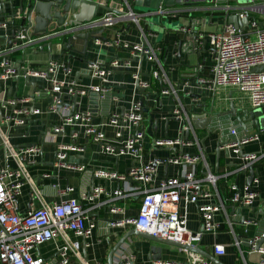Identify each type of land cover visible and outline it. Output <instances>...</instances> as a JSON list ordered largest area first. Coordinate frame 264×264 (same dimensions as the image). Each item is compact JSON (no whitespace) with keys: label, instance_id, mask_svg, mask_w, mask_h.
Segmentation results:
<instances>
[{"label":"crops","instance_id":"crops-1","mask_svg":"<svg viewBox=\"0 0 264 264\" xmlns=\"http://www.w3.org/2000/svg\"><path fill=\"white\" fill-rule=\"evenodd\" d=\"M227 2L238 3L228 0H204L200 3L187 1L193 18L192 20H181L184 25H182L180 33L171 32L168 34L167 31L156 33L144 30L150 43L159 47V60L168 71L171 84L179 90L178 94L187 109L192 115H207L208 122L197 128V133L202 141L210 171L222 179L223 185L228 186V188L226 187L228 190L226 189L224 192L225 195L230 193L229 186L235 193L237 189L235 190L234 187L243 190L249 182L248 167L243 166L242 159L236 156L232 149L223 147L235 138L230 135V130L236 129L239 137L244 136L241 129L234 125L231 117L224 113L229 110L232 99L237 107L243 108L246 106L244 107L242 103H244L243 101L247 103V100L242 94L234 96L225 89H214L212 86L202 84L201 81L209 82L214 77V59L207 31L216 29L225 20L220 14L213 13L208 8L216 3L225 4ZM4 3L6 4V13L0 8V22L3 20L10 22V17H4L12 12L13 7L19 8L20 0H5ZM120 5L125 6V3L110 0L111 8H118ZM133 10L141 17L140 26L143 28L145 19L142 18V13L136 9ZM107 11L101 9L100 15ZM140 26L129 19L121 20L99 33L98 36L107 38L106 41L101 39V44L96 43V38H91L86 51L82 39L74 38L72 50H68L63 45L65 43L63 38H51L52 42H49L50 39L35 42L25 49L16 50L11 56L17 65L33 66L41 70L46 69L50 61L63 60L68 63L70 72L65 74L61 71L59 78L68 82L75 81L81 87L100 85V81L93 78L88 71V66L92 62L108 64L119 58L129 59L133 63V68L117 69L112 74L110 91L101 93L89 91L77 96L66 93L64 103L74 112H89L92 115V121L100 123L107 121L112 113H121L129 109L131 101L142 100L146 119L142 124L145 136L140 142V156L134 154L115 156L107 153L103 150L101 143L94 142L80 127L66 126L64 135L55 134L53 128L59 122V117L56 114L33 117L25 127L14 130L11 137L12 143L18 147L34 143L42 145V152L35 157L36 162L28 167L31 181L23 184L18 196L21 214H27L30 210L38 208L42 202L51 204L72 198H82L96 187H103L111 194H102L97 198L91 204L94 208L88 203H84L85 208H92L90 216L96 221V228L90 238L84 240L71 232L68 233L70 240L80 243L79 251L82 259L89 264H111L109 254L112 248L133 229L131 226L114 227L111 223L124 217L136 216L140 202V198L132 197L108 202L115 191L124 189L128 184L116 178L101 177L98 173L127 174L134 165L148 163L155 158L165 159L181 154L191 155L197 151L194 146H184L183 148L153 146L154 140L177 138L182 124L172 114L177 101L176 96L174 94L162 95L161 89L166 83L154 80L152 77L155 63L148 60L147 57L143 58L140 55L135 57L134 55L131 45L142 43L144 39ZM154 26L153 28L157 27ZM11 30V24L0 26L2 44L5 43L6 35ZM30 33L33 34V26L30 28ZM184 38L186 41L182 42ZM124 44L130 46L126 47ZM199 52H201L200 55ZM134 71H140L142 80L152 82V90H146L144 93L135 88ZM48 84V80L41 77L10 78L0 83V100L32 96L35 98L33 105L45 109L50 103L49 94L43 92ZM216 95L220 96L218 104L214 103ZM102 130L113 142L120 140L118 128L107 125ZM254 132L255 130L251 129L249 134ZM43 133L44 135H42ZM73 134L76 136L72 137ZM123 137L127 139L128 133L125 132ZM56 141L69 145H82L85 150L83 152L69 151L66 165L58 166L55 164ZM261 151H264V134L261 135L260 140L252 141L242 149L244 155ZM9 163L12 167L16 166L12 159ZM255 165H258L255 170V178L259 179V183L253 186L257 196L251 206H243L224 197L217 187L218 195L224 204L215 216L220 227L215 233L204 234L198 246L203 250L209 248L222 264H260L261 253L256 251L249 253L250 247L244 245L249 244L248 241L237 238L239 234H246L252 238L256 235H264V161L255 163ZM4 166L5 153L0 147V168ZM80 167L83 169H79ZM187 169H196L198 173L201 171L202 176L206 173L202 164L197 166L174 163L160 164L156 169L154 185H158L166 178L175 177ZM113 204L125 206V214H112L110 209ZM229 221L232 223V228ZM245 221L249 223L246 224ZM201 225L202 220L197 206L191 205L188 226L192 231H197L200 230ZM237 241H239V245H237ZM216 244L226 247L224 255L215 254L214 246ZM63 245H65V240L62 237H57L41 244L34 249L33 254L42 256L45 260L44 264H59L62 260L59 248ZM262 247H264V237ZM132 250L145 264H154V258L159 256L160 252H162L161 260L163 261H187L191 256V252L182 250L178 246L132 235L115 254L112 264H116L123 253ZM67 264L83 263L76 254L70 252Z\"/></svg>","mask_w":264,"mask_h":264},{"label":"built area","instance_id":"built-area-1","mask_svg":"<svg viewBox=\"0 0 264 264\" xmlns=\"http://www.w3.org/2000/svg\"><path fill=\"white\" fill-rule=\"evenodd\" d=\"M5 0H0V8ZM40 0H24L25 5ZM200 3L204 0H187ZM213 13H218L225 18L224 22L216 29L207 31L214 59V77L209 82L202 84L212 86L214 89H225L231 94H242L247 103L253 108H264V0H252L249 3L213 4L208 8ZM27 10V9H26ZM117 11H107L89 22L71 24L68 18L62 26L49 32L34 35L30 28L25 27L18 31L13 50L25 49L35 42L49 40L56 36H65L68 32L80 33L101 30L114 26L121 20L129 19L140 26L141 17L130 8L128 3L119 6ZM231 16H236L240 25L229 21ZM6 26V25H3ZM143 42L131 45L135 57H147L155 63L152 72L154 80H161L166 85L161 89V94H174L177 98L172 111L173 116L181 122L179 136L154 140L153 146L181 147L194 146L195 154H181L169 158H155L148 163L134 165L127 174L99 172L101 177H110L122 180L128 184L124 189H119L112 194L108 202L124 200L127 197L140 198L138 214L133 217H124L113 221L114 227L131 226L133 229L147 232L153 237H164L172 241L190 246H197L206 233H215L220 225L215 220L216 214L224 206L218 195L217 183L219 177L210 171L202 141L194 125L193 115L179 96V90L170 82L169 73L159 60L158 48L147 39L144 29L140 26ZM96 43L102 40L96 38ZM126 47L129 44H124ZM4 48L0 49V56L5 54ZM133 63L129 59H114L108 64L92 62L88 66L91 76L100 81L97 86L77 85L75 81H65L59 78L60 72L68 74L70 68L65 61H50L46 69L41 70L33 66L17 65L12 58L0 59V83L10 78L41 77L48 80V86L43 90L50 96V103L45 109L33 105L32 96L20 98H7L0 100V147L5 153V166L0 168V264H44L45 260L40 255H34V249L41 244L57 237L65 240V245L59 248L62 260L59 264H67L69 253L78 256L83 264H89L82 259L79 248L80 243L68 237L71 232L87 240L96 228V221L90 216L91 207L85 208L84 203L93 204L102 194H109L103 187H96L92 192L82 198H72L61 202H42L38 208L21 214L18 196L25 182H30L28 167L36 162L35 157L42 152V145L16 146L12 143L13 131L25 127L28 122L37 116L56 114L59 122L53 128L55 134L65 133L66 126L82 128L94 142L101 143L103 150L115 156L134 154L140 156L141 140L145 136L143 122L146 119L142 100L131 101L129 109L121 113H112L107 121L94 123L89 112H74L64 103L66 93L77 96L89 91L101 93L110 91V78L117 69H131ZM140 71L133 72L135 88L139 86L145 90H152V82L141 79ZM138 89V88H137ZM39 93H36V95ZM118 128L120 140L113 142L106 136L104 126ZM128 133L124 139V133ZM264 134V128L249 134L238 136L236 129L230 130V135L235 138L223 147L232 149L234 154L242 159L243 166L248 167L264 161V151L242 155L243 147L258 141ZM76 135L73 134L72 137ZM119 142V143H118ZM55 164L65 166L68 152H83L82 145L65 144L57 142ZM14 160L16 166L9 163ZM203 165L205 175L198 174L196 169H187L175 177L155 183L157 166L160 164ZM79 169H83L80 167ZM259 183L256 177L252 185H246L243 190H236L232 201L243 206H251L257 196L254 187ZM196 205L202 220L200 230L192 231L189 226V207ZM92 206V205H91ZM93 207V206H92ZM94 208V207H93ZM112 214H125L126 207L113 204L110 209ZM248 224V221H245ZM232 228V223L229 221ZM264 235L252 238L249 253L260 252V264H264V247L257 250V244ZM239 245V241L236 242ZM191 252L187 261H154V264H217L206 257ZM216 255H224L226 247L221 244L214 246ZM116 264H145L138 259L135 251H126L117 260Z\"/></svg>","mask_w":264,"mask_h":264},{"label":"water","instance_id":"water-1","mask_svg":"<svg viewBox=\"0 0 264 264\" xmlns=\"http://www.w3.org/2000/svg\"><path fill=\"white\" fill-rule=\"evenodd\" d=\"M40 0L38 2L29 3L25 5L24 0H20L19 8H12V12L5 15L4 18L10 17V22L1 21L0 26L11 24L12 30L8 35H6L5 43H1L2 35L0 33V49L4 48L6 50L5 54L0 56V59L6 60L10 58L15 52L13 50V45L15 42L16 35L18 31L25 27L31 28L33 26V34L39 35L51 31L54 28L62 26L63 23L69 18L71 24H81L83 22H89L100 15L101 9H106L108 11H117L116 8H111L109 6L110 0ZM118 3H128L130 8L136 9L142 13V18L145 19L143 28L147 32H164L167 31L168 34L171 32L180 33L181 27L184 23L181 22L182 19L192 20L193 13L188 9L190 5L185 0H114ZM236 1L238 3H249L252 0H228ZM3 12L6 13V4L3 3ZM27 9V10H26ZM18 10V11H17ZM229 21L240 25V21L236 16H231ZM153 25L157 26L153 28ZM188 25V24H187ZM154 26V27H155ZM155 29V30H154ZM103 29L100 31H88V32H68L65 36H56L54 38H63L64 47L68 50H72V41L74 38L84 40V50H87L89 40L91 38H100L106 41L107 38L98 36L102 33ZM70 34V35H69ZM69 35V36H68ZM68 36V37H67ZM186 41V38L182 40ZM49 42H52L50 39ZM193 52L192 50L190 51ZM201 52H199V55ZM138 89L146 92L145 89L137 86ZM224 115H229L231 117L234 125H237L241 129L244 136L249 135V131H258L264 128V108H253L246 109L238 114L235 108L234 102H231L230 108ZM193 121L196 128H200L203 123L208 122L207 115L197 116L193 115ZM56 126V125H55ZM54 126V127H55ZM44 135V133L42 134ZM42 137V136H41ZM42 139V138H41ZM34 144H28L35 145ZM245 155L242 153L241 157ZM258 165L251 164L248 166L250 172L248 185H252L253 179L255 178V170ZM143 236L154 242L165 243L173 246H178L180 248H185L189 251L200 254L210 261L217 264H222L212 253L209 248L205 250L197 246H190L180 242L172 241L164 237H153L147 232L139 231L137 229H132L127 236H124L111 250L109 254V262L112 264L115 254L119 249L126 243L127 239L132 236ZM239 240H247L249 244H244L250 247L252 237L246 234H239L237 236ZM263 239V238H262ZM262 239L257 244V250L262 247ZM162 252L159 256H155L154 260L162 259ZM154 254V250H153Z\"/></svg>","mask_w":264,"mask_h":264},{"label":"trees","instance_id":"trees-1","mask_svg":"<svg viewBox=\"0 0 264 264\" xmlns=\"http://www.w3.org/2000/svg\"><path fill=\"white\" fill-rule=\"evenodd\" d=\"M198 174L202 176L201 171H199ZM217 187H218L220 193L222 192V194H223L224 197H226V198H228V199H232V198H233V196H234L235 193H234V191H232V190L230 189V186H229L230 193H229L228 195H225V194H224V192H225V190L228 188V186L222 184V179H219V180H218ZM226 187H227V188H226ZM227 190H228V189H227Z\"/></svg>","mask_w":264,"mask_h":264},{"label":"rangeland","instance_id":"rangeland-1","mask_svg":"<svg viewBox=\"0 0 264 264\" xmlns=\"http://www.w3.org/2000/svg\"><path fill=\"white\" fill-rule=\"evenodd\" d=\"M229 92V91H228ZM233 95L234 96H236V95H238V93L237 92H233ZM219 99H220V96L219 95H216L215 96V98H214V103L215 104H218L220 101H219ZM233 100V102H234V99H232ZM244 103H242V105L245 107V108H243V107H237L236 106V104H235V102H234V105H235V108L237 109V112L238 113H241L242 111H244V110H246V109H253V107H251V106H249V105H247L248 103H246L245 101H243ZM231 105V104H230Z\"/></svg>","mask_w":264,"mask_h":264}]
</instances>
